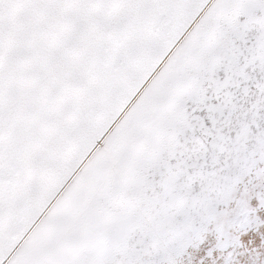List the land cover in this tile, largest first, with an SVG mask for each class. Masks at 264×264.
Here are the masks:
<instances>
[{
	"label": "snow or ice",
	"instance_id": "6c2138e0",
	"mask_svg": "<svg viewBox=\"0 0 264 264\" xmlns=\"http://www.w3.org/2000/svg\"><path fill=\"white\" fill-rule=\"evenodd\" d=\"M0 264H264V0H0Z\"/></svg>",
	"mask_w": 264,
	"mask_h": 264
}]
</instances>
